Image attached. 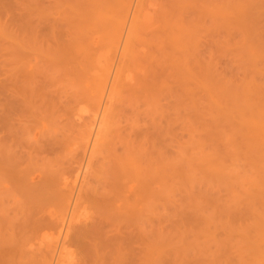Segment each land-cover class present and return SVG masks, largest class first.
<instances>
[{
    "label": "rangeland",
    "instance_id": "1",
    "mask_svg": "<svg viewBox=\"0 0 264 264\" xmlns=\"http://www.w3.org/2000/svg\"><path fill=\"white\" fill-rule=\"evenodd\" d=\"M120 1L0 0V264H264V0Z\"/></svg>",
    "mask_w": 264,
    "mask_h": 264
},
{
    "label": "bare ground",
    "instance_id": "2",
    "mask_svg": "<svg viewBox=\"0 0 264 264\" xmlns=\"http://www.w3.org/2000/svg\"><path fill=\"white\" fill-rule=\"evenodd\" d=\"M106 1V0H105ZM123 1V0H122ZM129 1L130 0H127L126 1V3H125V1H123L124 2V8H125V10H127V8L125 7V6H127V3H128V6L127 7H130L131 5H132V3H133V1L131 0V3H129ZM139 1V0H138ZM119 3H121V1L119 0ZM126 4V5H125ZM131 4V5H130ZM137 4H139V3H137ZM121 5V4H120ZM120 5H119V9H120ZM117 6V5H116ZM112 9H113V7H111ZM131 8V7H130ZM134 8V7H133ZM116 9L118 10V7H116ZM132 9V8H131ZM117 10H115L116 11V13L117 12H119V11H117ZM125 10H124V14L123 13H121V15H120V13H118L120 16H121V18L123 19V25H121V28H122V26H124V29H125V26L131 21L130 19H131V17H129L130 15H128L129 14V11H131L129 8H128V12H127V14L125 13ZM114 11V10H113ZM123 11V10H122ZM141 12V11H140ZM143 13V12H142ZM142 13H140L139 14V19H140V16H142L141 14ZM132 14H133V11H132ZM117 15V14H116ZM125 15H126V18H125ZM134 15V14H133ZM135 15H137V13L135 14ZM118 16V15H117ZM128 16V17H127ZM133 21H134V19H133ZM132 21V22H133ZM136 21V20H135ZM131 22V23H132ZM130 23V25H132ZM137 23V22H136ZM129 25V24H128ZM137 25V24H136ZM138 25H139V22H138ZM134 26H135V22H134ZM133 27V26H132ZM136 27V26H135ZM124 29H121L120 30V35L121 36H119V37H123V34L122 33H124ZM126 29H127V27H126ZM126 29H125V31H126ZM132 30V29H131ZM121 31H122V33H121ZM134 32V31H133ZM127 35H128V33H127ZM130 35V34H129ZM126 36V35H125ZM127 37V36H126ZM130 36H128V38H129ZM123 39V38H122ZM120 41V40H119ZM126 41V40H125ZM125 41H124V43H125ZM121 42V41H120ZM118 43L119 45H117L116 47L119 49L120 47H121V45H123L122 43H123V40H122V42L121 43ZM124 46V45H123ZM122 46V48H123V50L124 49H126V46L125 47H123ZM115 47V48H116ZM122 52V51H121ZM115 53V52H114ZM119 53V52H118ZM123 53V52H122ZM115 60V59H114ZM114 60H113V62H114ZM121 60V59H120ZM112 64V63H111ZM115 65V64H114ZM115 68V67H114ZM114 68H113V70H114ZM111 70V69H110ZM108 73V72H107ZM112 73H109L108 74V77H106L107 78V84L104 86V88H102V90H103V94H102V99H103V101H102V103L104 104V103H106V102H109L110 101V99H109V96H108V98H107V92H108V89H109V85L111 84V82H112V75H111ZM106 83V82H105ZM114 83V82H113ZM113 85V84H112ZM112 87V86H111ZM114 87V86H113ZM111 90V89H110ZM106 99H107V101H106ZM106 107H107V104L105 105ZM105 107V108H106ZM104 108V110L103 111H105L106 109ZM105 114V113H104ZM96 116H97V114H96ZM262 116H264V114L262 115ZM99 117H100V114H99ZM260 117V116H259ZM102 120H104V119H102ZM94 124H95V132H93L94 134H93V136L95 135V133H96V130H98V132H99V130H100V128H102L101 127V125H100V127H99V129H97L98 128V126H99V118L98 119H96V120H94ZM104 122V121H103ZM93 125V124H92ZM92 127H94V126H92ZM263 131H264V129H263ZM98 134V133H97ZM90 136V135H89ZM91 148H92V145H93V147L95 146L94 144H96V139L94 140V143H93V138L91 137ZM93 149V148H92ZM91 149V150H92ZM87 164H89V163H87ZM82 165V164H81ZM85 166L86 165H84V167L82 166V167H79V168H81V169H79L80 170V175H78V177L76 176V179H75V182H77L76 184L78 185V186H76V188H78L79 186H80V184H82L83 182H84V180H85V176H87V168H85ZM87 167V166H86ZM78 171V170H77ZM73 184V183H72ZM75 184V183H74ZM68 186V185H67ZM71 186V185H70ZM75 187V186H74ZM81 187V186H80ZM71 188V187H70ZM73 188V187H72ZM74 189V188H73ZM71 194V193H70ZM79 194V193H78ZM69 198V197H68ZM76 199V198H75ZM68 204V203H67ZM69 206V205H68ZM67 206V207H68ZM75 207V206H74ZM66 210H68L67 208H66ZM76 210V209H75ZM74 211V210H73ZM68 213V212H67ZM73 213H75V211L73 212ZM77 213V212H76ZM64 214H66V211H65V213ZM83 213H81V215H82ZM73 215V214H72ZM71 216V215H70ZM70 216H66L67 218L65 219L64 218V220H63V222H61L62 223V229L60 228V230H61V233H60V236H59V238H58V240L57 241H55L56 242V246L58 247V246H61V243L63 242V240H65L66 238L65 237H67L68 235V230H69V228H70V225H71V223H72V218H73V216H72V218H70ZM82 217H83V215H82ZM81 218V217H80ZM79 219V218H78ZM76 221H78V220H76ZM76 223V222H75ZM74 224V223H73ZM74 226V225H73ZM61 227V226H60ZM59 235V234H58ZM67 242V241H66ZM53 244V243H52ZM63 244V243H62ZM64 245V244H63ZM53 246V245H52ZM54 248H55V246H53ZM53 248V249H54ZM59 248V247H58ZM64 248V247H63ZM55 249H57V248H55ZM55 249H54V251H55ZM65 249V248H64ZM63 249H61V252L58 254L59 255V257H57L58 258V262L57 263H60L61 264V262L62 261H64L63 260V258H62V254H64V250L62 251ZM57 251V250H56ZM63 252V253H62ZM53 253H55V252H53ZM56 254V253H55ZM67 258V257H66ZM53 259V258H52ZM56 263V264H57ZM63 263V262H62ZM68 263V262H67ZM65 264V263H64Z\"/></svg>",
    "mask_w": 264,
    "mask_h": 264
}]
</instances>
